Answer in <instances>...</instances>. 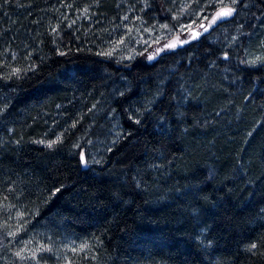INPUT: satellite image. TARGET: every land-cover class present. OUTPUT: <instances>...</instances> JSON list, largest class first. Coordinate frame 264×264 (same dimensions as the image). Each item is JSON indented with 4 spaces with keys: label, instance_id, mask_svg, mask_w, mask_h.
<instances>
[{
    "label": "trees",
    "instance_id": "trees-1",
    "mask_svg": "<svg viewBox=\"0 0 264 264\" xmlns=\"http://www.w3.org/2000/svg\"><path fill=\"white\" fill-rule=\"evenodd\" d=\"M0 264H264V0H0Z\"/></svg>",
    "mask_w": 264,
    "mask_h": 264
},
{
    "label": "rangeland",
    "instance_id": "rangeland-1",
    "mask_svg": "<svg viewBox=\"0 0 264 264\" xmlns=\"http://www.w3.org/2000/svg\"><path fill=\"white\" fill-rule=\"evenodd\" d=\"M192 3H194V5L197 4L196 1H193ZM222 7L225 6H217L214 10L207 9L205 6L201 5V7H198L194 11H189L188 6L185 3L181 4V2H178V10L169 13L167 19H161L160 21L157 20L152 26L143 25L142 29L128 30V38L124 39L126 43L122 42L120 44L117 54L123 57L133 56L137 50H142L151 42L160 39L167 40L158 47L155 56L162 51L173 49L166 47V45L170 43L175 42V47L186 45L189 42L198 39L214 25L210 24V21L215 16L216 12ZM208 13L211 15L206 18ZM164 25H167V27H163ZM205 28L208 30L205 31ZM197 33H199V35H197ZM183 41H186V43H183Z\"/></svg>",
    "mask_w": 264,
    "mask_h": 264
},
{
    "label": "snow or ice",
    "instance_id": "snow-or-ice-1",
    "mask_svg": "<svg viewBox=\"0 0 264 264\" xmlns=\"http://www.w3.org/2000/svg\"><path fill=\"white\" fill-rule=\"evenodd\" d=\"M232 2L236 3L237 0H232ZM234 11H235V9L232 7H227V6L222 7L218 12H216L215 16L210 21V24H215L218 20H223L227 17L232 16ZM163 27H167V25H164ZM202 27H203V25H202ZM207 30L208 29L205 28V31H207ZM197 35H199V33H197ZM183 43H186V41H183ZM175 46H176L175 42L166 45V47H168V48H174ZM107 54L110 55L111 53H107ZM152 58L153 57H151V56L149 57V59H152ZM16 71H18V70H16ZM57 139H59V138H57ZM52 143H55V141H53ZM52 143H50L48 146L51 147ZM81 163H86L85 157L83 154H81ZM251 248H253V249L256 248V245L255 244L251 245ZM19 255H20V253H17V256H19Z\"/></svg>",
    "mask_w": 264,
    "mask_h": 264
}]
</instances>
